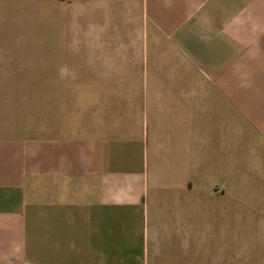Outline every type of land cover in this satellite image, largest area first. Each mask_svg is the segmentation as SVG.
I'll list each match as a JSON object with an SVG mask.
<instances>
[{
	"label": "crops",
	"instance_id": "0c3cea01",
	"mask_svg": "<svg viewBox=\"0 0 264 264\" xmlns=\"http://www.w3.org/2000/svg\"><path fill=\"white\" fill-rule=\"evenodd\" d=\"M47 2L69 39L0 73V264H264V0ZM201 193L248 248H199Z\"/></svg>",
	"mask_w": 264,
	"mask_h": 264
},
{
	"label": "rangeland",
	"instance_id": "374dc122",
	"mask_svg": "<svg viewBox=\"0 0 264 264\" xmlns=\"http://www.w3.org/2000/svg\"><path fill=\"white\" fill-rule=\"evenodd\" d=\"M13 0H0V73H22L24 75L35 72H47L49 56L53 59V52L60 51L53 47V42L68 40L64 33L53 31L51 26L50 11L47 9V0L32 1L39 12L32 16L31 11L13 9ZM26 8H31V3L25 1ZM74 36V35H73ZM78 52L79 50H75ZM79 53V52H78ZM51 54V55H50ZM26 83V82H25ZM239 134L232 132L231 160L235 163L240 155ZM214 203V202H213ZM232 204L231 216L228 204ZM224 203L221 207L213 206L214 213L223 218L222 225L215 224L212 238L207 237L208 232V208L207 198L201 193L199 196L200 215V240L201 250H241L249 247L252 242L247 233H254V227L250 222L239 223L240 196L233 194L232 201ZM216 216V218H218ZM224 229L228 234L224 233Z\"/></svg>",
	"mask_w": 264,
	"mask_h": 264
}]
</instances>
